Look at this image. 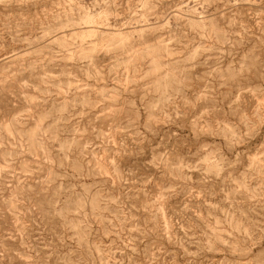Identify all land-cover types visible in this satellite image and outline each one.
<instances>
[{
	"label": "rangeland",
	"instance_id": "rangeland-1",
	"mask_svg": "<svg viewBox=\"0 0 264 264\" xmlns=\"http://www.w3.org/2000/svg\"><path fill=\"white\" fill-rule=\"evenodd\" d=\"M0 264H264V0H0Z\"/></svg>",
	"mask_w": 264,
	"mask_h": 264
}]
</instances>
